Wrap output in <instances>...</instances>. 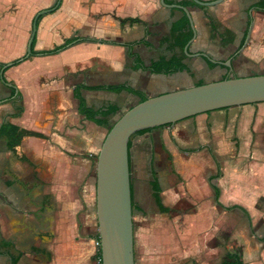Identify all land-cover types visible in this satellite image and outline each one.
Returning a JSON list of instances; mask_svg holds the SVG:
<instances>
[{"label": "crops", "instance_id": "obj_1", "mask_svg": "<svg viewBox=\"0 0 264 264\" xmlns=\"http://www.w3.org/2000/svg\"><path fill=\"white\" fill-rule=\"evenodd\" d=\"M67 1L69 11H73L72 1H76L77 6H87V17L99 24L103 23L109 32L91 34L73 24L69 33L64 36L60 25L64 22L65 12L64 8L61 12L58 10L60 5L57 12L43 15L39 20L33 51L52 49L71 37L94 39L97 42L74 44L56 55L30 56L3 71L4 80L0 79V126L10 123L18 129L40 133L46 139L25 137L14 153L6 149L4 140H0V264H99L101 261L98 256L99 247L95 245V241H99L96 213L94 216L93 212L95 179L91 167L90 171L87 168V163L91 164V159L97 155L100 146L98 147V142L93 139L88 144L90 148H86V123L94 124L86 121L77 112V103L72 97V89L76 84L69 90L71 95L68 96L73 100L69 99V104L65 102L67 94L59 92L60 85L69 83L71 79L77 81V84H84L81 79L87 73L90 78L100 80L89 86L127 84L126 81L136 83L141 74H147L148 84L145 89L150 95L147 96L143 88L138 90L147 97H152L196 86L198 82L204 84L220 81L225 77L264 74L254 72L256 69L264 71V10L250 8L258 0H223L213 7L185 8L189 11L195 31V38L187 49V53L193 56L186 55L182 61L186 66L185 71L169 76L150 74L142 70L133 71L130 68L131 61L126 57V50L117 44L143 40L145 44L134 45L133 52L138 61L146 66L158 58L180 56L181 51L172 48L165 39L169 35L171 24L181 17V10L164 7L160 0ZM180 1L186 0H169L173 3L169 6L177 5ZM13 2L15 4H12ZM64 2L66 0H62L61 4L64 5ZM21 4L22 0H0V63L5 65L22 58L26 52L30 33V30L29 33L26 31V16L11 12L13 5L15 8H21ZM95 4H101L98 10L95 9ZM129 4L134 9L132 16L123 13V8ZM208 14L213 16L219 25L216 31H212L209 26L206 18ZM32 19L29 20L30 29ZM125 19H138L140 22H123ZM248 20L251 27L249 33L247 32V41L243 48L233 55L246 30ZM51 32L58 33L61 39L49 45L48 36ZM229 33L233 35L232 42ZM100 40L114 44H101ZM70 53H74V57H66ZM202 53L214 62L200 57ZM56 57H63L60 65H37L44 62L43 60L50 61ZM226 60L231 61V70L217 64ZM201 63L212 70V74H209L212 79L204 81L196 78V72L202 69ZM243 70H254V73L238 74V71ZM117 78L121 81L101 82H112ZM31 83H36L41 88L48 86L46 90L37 89L30 86ZM12 87L15 89V95L20 94V104L23 108L14 118L9 117L13 113L15 98V95L10 97ZM132 97L137 103V98ZM45 103L48 109L45 108ZM36 105L38 107H35ZM30 109V117L34 121L28 117ZM41 109L44 116L39 122L35 120L33 113ZM81 120L83 127L78 128L77 123ZM94 126L101 129L99 134L105 129ZM155 138L159 141V149L167 155L169 162L173 161L175 167V158L179 156L191 160L204 159L209 168L211 163L204 153L209 157L214 152L218 157H222V181L223 185L226 184L227 193L229 189H239V184L243 182L239 179L240 173L249 176L245 180H252V184L247 185L253 190L264 191V102L199 114L168 127L133 137L128 153L130 172L131 161L137 160L141 145H149ZM27 142L31 144L28 145ZM189 149L200 150L191 154L182 152ZM236 166L246 167V170H235ZM215 176L214 179L210 180L214 176L207 179L212 194V207L218 208L214 203L211 185L219 189L218 201L224 207L244 206L238 201V197L231 193L226 196L230 201L223 202L220 188L212 184L213 180L218 179V176ZM256 185H259V188ZM258 194L260 198L261 193ZM32 222L36 224L37 229L36 245H31L23 239L24 233L31 231ZM251 242H257V246L260 241L252 239ZM261 261L264 264V253L260 255Z\"/></svg>", "mask_w": 264, "mask_h": 264}, {"label": "rangeland", "instance_id": "obj_2", "mask_svg": "<svg viewBox=\"0 0 264 264\" xmlns=\"http://www.w3.org/2000/svg\"><path fill=\"white\" fill-rule=\"evenodd\" d=\"M55 1L22 0L21 8H15V5H13V8H11L13 11L11 12L18 13L20 16H26V31L29 33V20L31 21L38 11L52 7ZM12 4L15 3L13 2ZM99 5L101 4H95L96 10L99 9ZM62 8H64L65 13L63 14H65V19L63 18L64 22L60 27L64 36L69 33V28H72L73 24V26H77L80 30L91 34L109 32V29L104 27L103 23L99 24L92 18L87 17V6L80 7L77 6L76 1H72L71 8L73 11H69L70 6L66 0L64 5L61 4L58 10L61 12ZM123 10L125 15H134V9L130 4L126 5ZM59 39L61 38L58 33L51 32L48 36V44H54ZM66 57L72 58L74 57V53L67 54ZM62 59L63 57H56L50 61L43 60L44 62H39L37 65H60ZM143 62L147 63L144 60ZM201 64L202 69L196 72V78H201L204 81L212 79L213 77L209 75L212 74V70H209L205 64ZM253 71L243 70L238 71V74L264 72L257 69ZM146 77L147 74H141L136 83L131 81H126V83L136 89L143 88L144 93L149 96V91L145 89L148 84ZM99 81L98 79L90 78L88 73L81 79V82L86 85ZM117 81L121 80L119 78L113 79L112 82L110 80H101V82L109 83H116ZM32 84L30 86L37 89L44 88L46 90L48 86H42L41 88L36 83ZM75 84H77V81L71 79L69 83H64L59 87V92H62L61 94H67L65 97L66 104H69L70 100L73 101L72 97H69L68 94ZM82 94L89 107L98 108L107 103H114L120 107V111L110 118L111 124L128 108L136 104L135 99L126 93L114 94L83 91ZM35 107H38V105ZM45 108L48 109L47 103H45ZM43 112L42 109L36 110V113H33L35 114V120L37 119L40 122L42 116H44ZM31 114L32 111L30 109L28 113L29 118H31ZM32 120L34 121V119ZM81 122L82 120L77 123L78 128L83 127ZM85 130L87 149L90 148L88 144L93 139L98 142L97 146L99 147L107 133V129H104L99 134L98 132L101 129L96 128L90 123H86ZM162 142L163 140L160 143L162 144ZM27 143L28 145L31 144ZM146 144L141 145L138 158L137 160L132 159L130 167V183L134 205L132 224L135 264H192L193 261L197 264H221L222 258L227 251L234 253L240 264H261L260 255L264 253V242L261 244L259 241L264 237V191L253 190L252 187L247 185H251L252 180H245L249 176L245 173H240L239 179L243 180V182L239 184V189L233 191L229 189L227 193L226 184L223 185L222 181V173H224L223 159L222 157H218L213 151L212 156L210 155L209 157L208 154L204 153V156L211 163V168L205 165L204 159L198 158L194 160V158L191 160L181 156L175 158L177 166L175 167L172 164L173 161L172 163L169 162L167 155L159 149V141L156 138L149 145ZM26 147L28 146L26 145ZM86 155L89 157L88 152ZM90 167L95 179V156L92 157L91 164L87 163L88 171H90ZM151 167L156 171L162 188V202L166 207L171 209L169 213H160L151 197L149 187ZM238 168L241 172L246 170V167L242 166H236L234 169L238 170ZM248 173L250 175V172ZM215 175L218 176V179L213 180L212 184L220 188L221 194H223V202L227 203L226 200L230 201L226 198L228 194H235L238 197V201L244 205L242 207L248 212L251 228L246 216L240 210L223 211L212 207V197L210 196L212 194L211 190H209L207 179ZM256 187L259 188V185H256ZM258 193H261L260 198H258ZM219 200L221 201V195ZM93 203L95 216V188L93 190ZM30 226L32 227L31 231H26L23 239L26 242H30L31 245H36V224L32 222ZM95 227L97 229V225ZM252 239L258 241L259 244L256 246L257 242H251Z\"/></svg>", "mask_w": 264, "mask_h": 264}, {"label": "water", "instance_id": "obj_3", "mask_svg": "<svg viewBox=\"0 0 264 264\" xmlns=\"http://www.w3.org/2000/svg\"><path fill=\"white\" fill-rule=\"evenodd\" d=\"M192 1L200 7H213L223 0ZM61 2L62 0H56L52 7L42 9L34 15L26 52L20 62L32 55V43L36 35L38 18L56 11ZM160 3L164 7L179 9L187 16L193 30V37L185 46L184 51L186 55L193 56L187 53L188 45L195 38L189 11L179 5H166L164 0H160ZM250 27L251 23L248 33ZM248 33L240 50L247 41ZM199 56L214 62L203 53ZM217 64L231 70L230 60ZM10 66L11 63H7L0 70L2 81L3 71ZM263 102L264 74H256L226 78L147 97L144 101L126 110L107 131L96 158L95 213L101 264H135L128 157L130 137L141 130L172 125L199 114Z\"/></svg>", "mask_w": 264, "mask_h": 264}, {"label": "trees", "instance_id": "obj_4", "mask_svg": "<svg viewBox=\"0 0 264 264\" xmlns=\"http://www.w3.org/2000/svg\"><path fill=\"white\" fill-rule=\"evenodd\" d=\"M164 3L168 5L173 4V3H170L169 0H164ZM177 5L182 6L184 8L197 7V8L203 9L202 7L197 6L192 0L180 1L179 3H177ZM250 8H257L260 10H264V0H258V2L252 5ZM41 18L42 16L38 18L37 24ZM206 18L209 21V26L211 30L216 31L219 25L215 22L214 17L208 14L206 15ZM123 22L137 23L140 21L138 19H125L123 20ZM249 24H250V20H248L246 24V30L244 31L243 36L240 40V43L236 51L233 53V55H235L239 51V49L242 47V45L244 44V41H245V38L248 32ZM229 34L230 36H232V38L230 39V42H232L233 35L231 33ZM192 37H193V30L190 27L189 20L184 13H181V17L177 21L171 24L169 35L165 39V42L169 43V45L172 48H177L181 51L180 56H175V57L173 56L169 59L158 58L155 61H151L150 64L146 66V65L141 64L138 61L137 55L133 52L134 45L145 44L143 40L134 41L132 43H127V44H117V45L123 47L126 50V57L131 61L130 68L133 71L142 70V71H148L150 74H161V75L169 76V75L183 72L186 70V66L182 63V61L184 60L186 56V53H184V48L188 44V42L192 39ZM82 42L94 43L97 41L94 39L71 37L69 39H65L62 44L56 45L52 49L36 52V51H33V47L35 44V38H34L33 43H32V55L31 56L56 55L66 50L68 47L74 44L82 43ZM99 43L114 44V43H110L108 41H103V40H100ZM20 59H16L12 61L11 66L17 65L20 62ZM4 65L5 64L0 63V69ZM226 78L227 77L223 79H226ZM202 84H203L202 82H198L196 86H199ZM83 91L108 92V93H114V94H120L122 92H125L127 94H130L136 97L137 103H140L147 98V96L142 91L135 89L125 83L124 84H102V85H92V86L84 85V84H76L72 89V97L75 99L77 103L78 114L82 116L86 121L91 122L98 127L105 128L107 129V131L115 123L114 122L113 124H111L110 118L115 116L120 111V107L114 103H107L98 108L89 107L86 104V100L82 95ZM14 95H15V89L12 87L10 97H13ZM20 103H21V96L20 94H16L13 100V113L9 115L10 118L17 117L23 111V108ZM168 126L170 125L160 126V127L151 128V129H145V130H141L133 134L128 141V150H129L130 143L133 137L139 134H142V133L150 132L152 130L164 128ZM25 137L46 139V137L40 133L28 131L25 129H18L17 127H15L14 125L10 123H4L0 126V140H4L6 149L12 153L15 152V148L19 146V144L21 143V140ZM198 150L200 149H189V150H183L182 152L191 154ZM95 158H97V156H95ZM129 166H130V161H129ZM214 178H216V176L210 178V180ZM149 187L151 190V197L158 211L162 214L169 213L171 209L169 207H166L162 202V198H161L162 190H161V187L158 181L156 171L152 167L150 168ZM130 189H131V202H132V211H133L134 205L132 201L131 183H130ZM211 189L213 190V194H214L213 196L214 203L218 208L225 210V211H229L232 209L240 210L246 216L249 222V226H250V218L245 209L237 205H234L231 207H224L218 201L219 189L214 185H211ZM260 242H264V237L260 240ZM98 252H99L98 256L100 258L99 249H98ZM99 264H101V261H99ZM192 264H197V263L193 261ZM221 264H240V263L234 253L227 251L222 258Z\"/></svg>", "mask_w": 264, "mask_h": 264}, {"label": "built area", "instance_id": "obj_5", "mask_svg": "<svg viewBox=\"0 0 264 264\" xmlns=\"http://www.w3.org/2000/svg\"><path fill=\"white\" fill-rule=\"evenodd\" d=\"M95 245L99 247V241H96L95 242Z\"/></svg>", "mask_w": 264, "mask_h": 264}]
</instances>
